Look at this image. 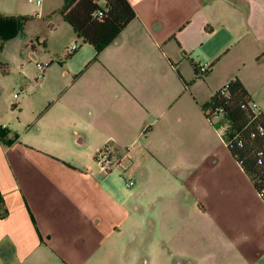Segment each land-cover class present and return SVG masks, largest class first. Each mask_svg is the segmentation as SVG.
<instances>
[{"label": "crops", "instance_id": "obj_1", "mask_svg": "<svg viewBox=\"0 0 264 264\" xmlns=\"http://www.w3.org/2000/svg\"><path fill=\"white\" fill-rule=\"evenodd\" d=\"M129 2L97 60L23 69L17 101L0 54V264H264V199L203 109L239 77L264 111V0Z\"/></svg>", "mask_w": 264, "mask_h": 264}, {"label": "trees", "instance_id": "obj_2", "mask_svg": "<svg viewBox=\"0 0 264 264\" xmlns=\"http://www.w3.org/2000/svg\"><path fill=\"white\" fill-rule=\"evenodd\" d=\"M60 13L77 36L85 44L93 46L96 60L103 48L115 41L136 17L129 0H66ZM28 18V15H0V35L5 40L15 37L23 31ZM43 44L46 46L45 41ZM198 66L194 64L196 75L204 78L213 65L205 74L198 73ZM203 109L208 119L222 113L232 125V133L227 139L228 148L264 199V111L255 105L239 77L217 90L204 103ZM9 134V129L0 125V139L5 144L12 141Z\"/></svg>", "mask_w": 264, "mask_h": 264}, {"label": "rangeland", "instance_id": "obj_3", "mask_svg": "<svg viewBox=\"0 0 264 264\" xmlns=\"http://www.w3.org/2000/svg\"><path fill=\"white\" fill-rule=\"evenodd\" d=\"M4 1L0 0V7H2ZM14 1L24 7L27 5V11H23V13L28 15L29 18L24 25L23 31L15 37L5 40L0 35V54L9 59L8 67L12 75L10 82H7L6 91L8 94L11 92L12 101H17L23 97V90H21L19 83L16 82L23 69L27 71L30 78L34 76L33 83H36L37 68L35 60L45 62L57 57L58 61H54L51 66L59 64L60 61L64 62L63 65H65L67 60H70V67H78L79 59L83 58L87 51L95 50L93 46L85 44L82 38H79L74 33L73 27L61 15L60 8L64 6V0H43L42 6L37 5L35 0ZM46 11L49 12L46 13ZM44 41L47 47L44 46ZM76 43L79 45L77 52H69V48ZM7 115L13 114L8 112ZM212 120L219 122V128H221L223 136L228 139L233 128L225 116L222 113H218L212 117Z\"/></svg>", "mask_w": 264, "mask_h": 264}, {"label": "built area", "instance_id": "obj_4", "mask_svg": "<svg viewBox=\"0 0 264 264\" xmlns=\"http://www.w3.org/2000/svg\"><path fill=\"white\" fill-rule=\"evenodd\" d=\"M36 4L41 6L43 4V0H35ZM79 48L78 43L73 44L69 48V52H75ZM56 60L55 58L48 61H39L36 60L35 64L38 69L37 77L35 78L36 83H40L46 74L47 69L51 66V64ZM208 70V66L205 64H199L197 71L199 74H205ZM227 85V84H226ZM17 96V95H16ZM256 105V104H255ZM95 160L97 161L100 169L104 173H110L117 169L121 164V159L115 154L114 150L110 148L108 145H104L100 148L95 154ZM133 184L131 179L126 181V185L130 186ZM262 196V195H261ZM263 197V196H262Z\"/></svg>", "mask_w": 264, "mask_h": 264}]
</instances>
